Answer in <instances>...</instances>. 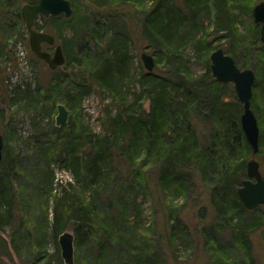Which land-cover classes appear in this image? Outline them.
Wrapping results in <instances>:
<instances>
[{"label": "trees", "instance_id": "16d2710c", "mask_svg": "<svg viewBox=\"0 0 264 264\" xmlns=\"http://www.w3.org/2000/svg\"><path fill=\"white\" fill-rule=\"evenodd\" d=\"M114 1L108 0V3ZM247 1L249 0H120L128 11L137 10L141 15V40L145 48L153 53L154 66L161 67L157 73H154V68L152 72L139 69L137 81V74L130 73L126 32H114L109 36L110 41L105 50L100 54H92L88 46V41L95 39L92 32L97 35H106L109 32L106 26L98 23L92 27L89 34L87 33L89 40H85L81 45L85 53L80 56L76 65L75 61L68 62L64 56L65 61L61 67L77 71L71 78L54 76L46 85L39 84L33 89L30 86L22 89L17 85L9 89L4 83L0 67L1 103L9 106L22 103L21 107L25 110L34 113L45 112L47 115H52L56 105L61 103L70 113L64 125L57 127L51 122L50 128L45 132L27 138L31 153L35 154L38 165L43 166L48 174L44 183L48 192L52 190L54 180L51 166L57 164L71 175V180L62 188V195L53 196L50 218L44 209L45 215L38 225L41 231L38 244H42L43 236L47 232L56 240V236L65 232L66 223L69 221L75 238L79 232L87 233L96 217V205L107 203L105 182L110 181L112 167L125 172L127 183L143 176L140 171L133 175L132 169L138 161L142 167H149L161 160L160 171L154 182L163 195L161 201L165 206L164 214L167 215L165 223L169 224L170 219L174 222H179L180 219L185 221L188 217L187 213L182 216L176 211L173 212L171 203L174 196L167 198V195L171 194L170 191H174L175 196L180 195L185 200L192 201L194 194L191 188L189 189L190 180L184 178L185 170L192 180L195 178L203 183V193H206L209 204L212 205L216 216L222 218L225 226H228L232 236L230 248L239 254H245L246 257L250 254L253 242L246 233L245 213L251 212L255 215L261 209L264 210V205L248 211L237 196L238 185L240 186L246 178L245 159L251 154L240 128L242 106L233 94L231 98L226 96V84H221L212 77L209 59L212 43L207 42L205 32H202L203 36L197 37L202 24L196 20L200 13L210 17L214 31L221 34L220 41L226 43L222 49L232 57L238 68L243 69L248 66L237 60L238 49L245 52L251 47V43L244 41L238 31L235 9L243 10L242 7L245 6L242 4L247 5ZM7 2L9 1H0V10L8 9L5 5ZM22 2L35 4L38 0H16V7ZM248 9H251V5ZM126 14L123 12L121 15ZM64 18L63 15L38 16L34 28L52 34L58 42V33L56 30L47 29V25H55ZM79 21L78 24L81 23L84 27L87 25V22ZM122 25L125 27V22ZM70 26L72 27L73 23ZM181 26L183 33L179 32ZM257 28L255 27L251 36L254 42H259ZM102 38L99 37L98 41L102 42ZM188 43L192 44L196 58L205 60L204 72L198 78L193 77L188 59L184 58V47ZM64 46L66 50V44ZM10 50L8 43L0 39V63L9 62ZM93 90L108 95L111 102L103 105V124L99 133L90 131L81 113L84 98ZM103 100L100 99V102ZM140 100L149 102V110L145 114L144 109L138 106ZM256 103V98L252 96L251 109L255 116L259 112ZM140 111L141 114H138ZM0 116L3 117L1 109ZM257 120L259 127H263L264 121L259 114ZM3 141L0 162V230L4 227L9 229L11 245L18 251L16 243L20 240L23 220H17L15 216L13 206L19 201V193L13 184V177L17 162L20 161V153L9 149L7 137H3ZM263 143L262 131L259 134V148ZM140 152L143 154L137 161ZM258 153H261L260 149ZM102 184L105 185L103 189ZM200 203V197L195 199L194 204ZM125 204L116 207L118 216L121 215L120 221L128 222L130 216L138 218V208L135 204L131 207L129 204L130 216L123 217L128 207ZM120 210L124 212L120 213ZM198 214L200 219L203 218V209L194 215ZM111 217L113 219L109 217L110 223L116 216ZM233 219L236 221L234 224ZM261 221L262 218H253L249 225L252 228L263 225L261 236L264 242V224ZM108 226L104 231L109 238ZM169 232L171 230L165 228V233ZM212 235L202 231L203 244H213L216 254L222 256L226 250L225 243L219 245L217 238ZM2 241L1 249L5 245ZM145 257L135 253L119 264H150ZM37 260L38 256H35L28 264H36Z\"/></svg>", "mask_w": 264, "mask_h": 264}, {"label": "rangeland", "instance_id": "374dc122", "mask_svg": "<svg viewBox=\"0 0 264 264\" xmlns=\"http://www.w3.org/2000/svg\"><path fill=\"white\" fill-rule=\"evenodd\" d=\"M0 1L2 2L3 0ZM7 1L9 2L5 3V5L8 9L5 11L4 9L0 10V39L2 41L5 40L11 50L9 62L0 63V67L4 83L8 88L12 89L17 85L21 86L22 89L25 86H30L33 89L39 84L46 85L54 76L62 79L68 76L71 78L77 71H73L70 68L64 69L63 67L51 70L30 51L29 33L22 18L19 19V15L21 16L20 10L24 3L22 2L23 4L21 3L19 7H16V0ZM69 1L72 7V15L64 18V20L57 21L55 25L51 23L47 25V29L56 30L58 33L60 40L57 43L62 48L64 47V56L68 62L75 61L76 65L80 56L85 53V51H82L81 45L85 40H89L87 33L89 34L92 27L98 23L106 26L109 32L106 35L104 33L97 35L92 32V36L95 39L90 36L93 40L88 41L92 54L103 52L110 41L109 36L114 34V32H126L128 35L127 50L130 61V73L133 75L137 74L135 77V81H137L140 73L139 69L146 71L141 61V54H149L154 59L151 50L146 49L145 44L141 40L139 22L142 17L136 12L137 10L128 11L120 0H115L113 3H108V0ZM249 1L251 9H253L257 3L264 0ZM249 1H247V5L242 4L245 6V8L241 6L243 10L235 9L238 31L242 34L244 41L251 43V47L245 51L246 53L238 49L237 60L244 62L248 66L245 68L252 69L255 73L252 96L257 100L256 107L259 110L257 116L259 114L264 121V50H262L264 44L260 41L254 42L251 38L253 30L258 25L253 22L252 11L248 9L250 6ZM123 12L127 13L126 17L121 15ZM79 20L87 22V25L84 27L81 23L78 24ZM196 20L202 24L197 37L203 36L202 32H205L207 34V42L212 43V51L217 48L224 49L226 43L220 41L219 37L221 34L214 31L210 17L207 18L203 13H200ZM123 22H125V27L122 25ZM38 23L42 24L41 21H38ZM71 23H73L72 27L70 26ZM257 29L259 30V28ZM179 32H184L182 26ZM78 35L81 36L78 38ZM99 37H103L102 42L98 41ZM44 47L49 52H53V48ZM183 54L184 58L188 59V66L193 73V77L198 78L201 76L204 72L205 60L196 58V53L191 43L184 47ZM262 55L263 57L260 58ZM22 62H25L26 67ZM159 68L161 67L154 66V73L159 72ZM226 85L228 87L225 92L226 96L230 98L232 94L233 97L236 96L233 84L228 83ZM100 99H104L102 103ZM106 103L111 104L109 96L99 93L97 90H93L82 102L81 113L83 121L93 133H99L101 130L103 124L102 110L105 108L103 105ZM21 106H23L22 103L21 105L19 103L9 106L0 102V109L3 112V117L0 116V135L7 137L9 149L20 153V161L17 162L18 166L13 177V184H15L16 192L19 193V201L13 207L17 220H23L20 229V240H17L19 242L16 243L19 247L18 251H15L11 245L9 229L4 227L3 230H0V242L2 240L5 242L4 247L0 248V264H28L32 262L35 256H38L36 264H64L57 242L59 235L56 236V240H53V236L47 232L43 236L42 244H38L39 236L41 235L38 225L45 215L44 209H46L49 214L48 218H50L53 196L59 197L62 195V188L71 180V175L66 169L59 168L57 164L51 166L54 180L53 188L48 192L47 187L44 186L48 174L43 166L38 165L35 154L31 153V146L27 144L28 137H36L40 132H45L46 129L50 128L51 122L55 126L56 110L52 115H47L45 112L34 113L31 110H25ZM138 106L142 110L144 109L145 112L143 111V114L149 110V102L146 100H140ZM112 108L114 109V106ZM138 114H141V111ZM262 131L264 132V126L259 127V134ZM259 149L261 153H257L254 156L250 154L246 157L245 162L255 158L264 175V145ZM142 154V152L139 153L137 161ZM161 164L162 161L159 160L155 165L142 167L138 161L132 172L135 175L138 173L137 171H140L143 176L127 183L125 181V172H122L117 167L114 169L112 167L110 181L105 182L107 203L96 205L95 210L97 213L94 218L96 221L93 219L87 233L79 232V235L75 238L70 226L71 222L66 223L67 228L65 231L73 235V264H119L135 253L142 255V257L146 256L145 258L150 264H241V262L243 264H264V242L261 236L263 225L253 228L249 225L250 220L257 217L262 218L261 222L264 224V210L261 209L255 214L257 216L252 215L251 212L245 213L244 224L247 226L246 233L248 238L252 239L253 247L247 257L243 253L235 252L229 246L232 240L231 232L228 226H225V221L223 222L222 218L216 216L212 205L209 204L206 193H203V183L195 178L192 180L190 174L185 170H183L184 178L190 180L189 189L191 188V192L194 194L192 201L191 199L185 200L180 195L175 196L174 191H170L171 194L167 195V198L174 196L173 203H171L173 212L176 211L179 213L178 215L182 216L187 213L188 217L185 221L180 219L179 222H174L173 219H170L171 222L169 220V224H166L167 215L164 214L165 206L161 201L163 195L160 189L155 187L154 182V179L159 174ZM105 185L102 184L101 189ZM240 186L238 185V187ZM199 197L202 199V203L194 204L195 199ZM124 203L128 207L129 204L130 207L133 204L137 206L138 218H130V207H126V212L120 210V213L123 211V217L130 216V219L128 218V222L120 221L121 215L118 216L116 207ZM202 209L204 216L200 219L199 217L201 216L199 214L198 216L194 214H197ZM111 216H116V218L110 223L109 217L112 218ZM235 222L233 219L232 223L234 224ZM108 223L110 226H108ZM172 224L173 228L171 229ZM107 226L108 231H110L109 238L104 231ZM165 228L170 229L171 232L166 234ZM202 231L209 236L213 234L212 236L217 238L219 245L225 243V254H222V256L216 254L213 244H209L211 247L209 245L205 246L203 244Z\"/></svg>", "mask_w": 264, "mask_h": 264}, {"label": "water", "instance_id": "95a60500", "mask_svg": "<svg viewBox=\"0 0 264 264\" xmlns=\"http://www.w3.org/2000/svg\"><path fill=\"white\" fill-rule=\"evenodd\" d=\"M21 17L29 33V48L32 53L47 66L54 70L64 64L65 58L60 44H56L55 37L47 32L38 31L33 28L36 17L58 16L63 14L68 18L72 14L69 0H38L35 4H24L20 10ZM253 22L260 24V42L264 44V1L257 3L252 9ZM42 44L54 45L52 54L42 49ZM210 71L212 77L221 84L232 83L237 100L242 106L240 115V128L244 139L248 144L252 156L259 151V126L256 116L251 109L252 88L255 73L252 69H240L236 66L231 56L224 53L222 48L211 52ZM141 61L147 72H152L154 59L151 55L142 53ZM69 117L67 108L59 103L56 105L55 126L64 125ZM4 146L3 137L0 135V162ZM237 196L243 207L251 211L258 206L264 205V175L260 165L255 158L246 163V178L237 189ZM58 245L64 264H73V235L63 232L58 236Z\"/></svg>", "mask_w": 264, "mask_h": 264}, {"label": "flooded vegetation", "instance_id": "af4514ba", "mask_svg": "<svg viewBox=\"0 0 264 264\" xmlns=\"http://www.w3.org/2000/svg\"><path fill=\"white\" fill-rule=\"evenodd\" d=\"M35 22V21H34ZM256 25H258V28L260 29V24H256ZM258 33H259V30H258ZM259 40H260V37H259ZM47 48H49V49H51L52 47H50V46H46ZM42 49L43 50H46V51H48L47 49H45V47H44V45H42ZM49 52V51H48ZM225 53V52H224Z\"/></svg>", "mask_w": 264, "mask_h": 264}, {"label": "built area", "instance_id": "2783aa9c", "mask_svg": "<svg viewBox=\"0 0 264 264\" xmlns=\"http://www.w3.org/2000/svg\"><path fill=\"white\" fill-rule=\"evenodd\" d=\"M23 63V65L26 67V64H25V62H22Z\"/></svg>", "mask_w": 264, "mask_h": 264}]
</instances>
